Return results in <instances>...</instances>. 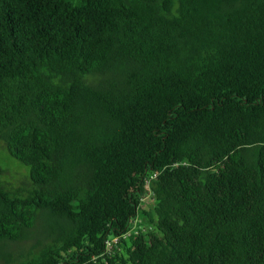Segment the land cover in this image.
<instances>
[{
  "label": "trees",
  "instance_id": "1",
  "mask_svg": "<svg viewBox=\"0 0 264 264\" xmlns=\"http://www.w3.org/2000/svg\"><path fill=\"white\" fill-rule=\"evenodd\" d=\"M0 141V264H264V0H0Z\"/></svg>",
  "mask_w": 264,
  "mask_h": 264
},
{
  "label": "rangeland",
  "instance_id": "2",
  "mask_svg": "<svg viewBox=\"0 0 264 264\" xmlns=\"http://www.w3.org/2000/svg\"><path fill=\"white\" fill-rule=\"evenodd\" d=\"M0 182L5 185V188L8 187L12 191L18 190L21 195H24L30 188L27 166L8 154L2 141H0ZM152 204L149 193H144L141 197V207L147 209ZM138 222L139 217L136 216L133 226H136ZM21 246L26 247L27 243Z\"/></svg>",
  "mask_w": 264,
  "mask_h": 264
},
{
  "label": "built area",
  "instance_id": "3",
  "mask_svg": "<svg viewBox=\"0 0 264 264\" xmlns=\"http://www.w3.org/2000/svg\"><path fill=\"white\" fill-rule=\"evenodd\" d=\"M111 240H112V241H114V240H115V238H112Z\"/></svg>",
  "mask_w": 264,
  "mask_h": 264
}]
</instances>
